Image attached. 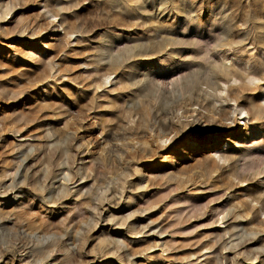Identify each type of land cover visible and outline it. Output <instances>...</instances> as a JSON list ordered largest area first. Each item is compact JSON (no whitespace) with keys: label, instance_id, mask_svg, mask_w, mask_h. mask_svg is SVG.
I'll return each mask as SVG.
<instances>
[{"label":"rangeland","instance_id":"374dc122","mask_svg":"<svg viewBox=\"0 0 264 264\" xmlns=\"http://www.w3.org/2000/svg\"><path fill=\"white\" fill-rule=\"evenodd\" d=\"M9 1L10 0H0V8L2 5L9 3ZM11 1L18 6V9L15 10L13 14L6 15L5 19H0V27L5 26L8 35L16 33L14 43L7 45L6 48L0 47L1 60L5 61V64L7 65H15L14 70H10L9 72L2 71L0 73V124H2L0 125V128H2V130L5 129L4 131L0 129V154H3L0 155V158L2 160L4 159L3 162L0 159V169L5 166L6 168L12 169L11 171L9 170L11 174L16 172L17 161H20L21 158H25V156L27 160L24 162L25 164L23 163L24 170L26 169V171H28V165L30 166V169L29 172H27L29 177L25 179L24 185L22 184L23 187L20 189V193H14V196L17 195V198L7 206V209H11L12 207V209H15L14 206H24L25 204L27 206L25 207L28 208L30 212L32 211L31 214L34 213V216L37 215L44 221L47 218L48 223L50 220L51 228L46 220V238H43L42 240V236L35 233L33 235L37 237L36 241L35 237L33 236V239L31 234V237L29 234L24 235L27 232H24V230H22L24 228L21 226H9L7 229L10 230L6 229L7 232L0 230V245L7 246L8 243L10 244H8V246L14 245L17 238V235L15 238V234H17V232H19L17 241L21 239L20 241H28V243L30 242L31 244L33 243L37 245L42 243L40 242L41 240L45 241L49 237L47 234H51V241H58V247L61 246L60 248L63 249L65 247L63 252L68 253V255L64 253L65 256H70L71 254L66 248L67 246L60 245L62 241L57 240V238H59L58 236L62 234L68 236V233H70L69 236L72 237L77 235L76 237H73L74 243L76 242L74 246L77 245L74 247L75 250L73 249V251L78 252V255L76 253L72 254L77 257L71 255L72 260L73 258H76L77 260V262L76 260H74L75 262L73 261L74 264H88L90 261L92 262L89 264H171L172 262V264H181L184 258L186 259L182 264L186 262H189V264H197L198 262L200 264H205L203 263V260L206 256L197 258V249H199L202 243L207 242L208 244L209 242V244L214 247L212 249L213 252L215 246L221 240L222 232L227 233L225 236V240L227 241H229L228 235L230 234L234 235V238L232 239L234 242L232 241V243L244 241L246 238V233H244V231L246 230L248 233V228L245 226L242 219L239 220V218H235L234 209L231 207H234L233 197L240 198L249 192H253L250 194V197L255 194V196H253L254 198L247 197V200H254L252 201L253 205L255 201L257 202V204L255 203L257 206L264 203V127L257 123V121H240V128L236 131H220L219 136L216 137V145L218 147L217 150H219V155L225 158L226 161L225 163H219L218 165L217 160L209 158L207 153V149L213 141L212 135H214L215 132L209 133V139H205L207 140V143L204 141V137L208 134L203 135V139H197V141H195V146L187 147L184 142L190 134L189 129H187L182 132V134L176 136L173 142L167 146L165 151H158V154L155 149L156 152L154 151L152 154H149L150 152L147 153L145 158L144 155L141 156L140 153H135L138 156L140 155L139 157L135 154L130 157L134 152L130 153L127 151L126 153L123 149L121 150L120 147L116 150V152L120 150V154L119 152L116 154L112 149L110 150V153L103 152L104 154H102L100 151H109V149L101 150L100 146H102L104 138L112 143L119 144L118 140H122L123 135L126 137L129 135L131 136L132 134L134 135V133L137 134L138 132V137L147 139V137H153L155 133H157V130L152 129L154 120H156V106H154L152 100H148L149 102L145 101L147 98L146 92L139 90L141 87L146 86V84L152 86L154 94L156 93L153 100L155 98L159 99L160 96H167V109L165 106L163 109L169 112H175L179 107L184 106L186 95L181 94L180 91L178 94H173L172 90L175 85H180L179 83L181 80L186 77V74H188V70L196 69L194 64L200 63L201 66L207 67L220 64L231 66L233 63L238 70L241 69V72L245 69V71H255V73L257 72L256 74H264V56L259 49L253 47L254 45L247 44L249 43V40L252 42V39L264 38V0H178L180 2L177 0H138L141 5L134 8V13H136L135 15L139 18L137 16H130V19L128 18V23L119 22L118 24L116 23L117 17L114 16V10L110 11L109 9H107L109 12L105 10L107 12L105 15L112 14V16L116 17L113 23L107 22L103 19L101 22L96 21L97 16L94 14H97L98 12L96 13L97 7L93 5L94 3L92 1H90V3L89 0H49V4L52 3L50 4V8L53 7L51 9H55L57 13L60 11L58 13L60 15H57L54 19L51 18L56 24H59V21L62 20L60 22L61 26L57 28V31H55L56 29L53 31L54 28L52 29L53 26L50 25L47 19L44 20V17L41 14L42 10L38 8L37 0ZM65 6H67L68 9ZM71 11L76 13V22H80L77 24L79 26V31L83 32V38L77 40V43H73L75 41L73 39L78 35L73 34L71 37V45H69L70 47H67V45H65L66 40L61 33H63V28H66L67 14ZM91 12H93V14ZM39 16H42V20ZM186 17L188 19H186ZM32 18L35 19V22L37 23L35 32H38L35 33L36 38L24 39V37L20 38V36H17L19 29L23 25L32 22ZM145 18L157 19V21H160V23H162L160 26L162 27H160L157 33L158 37H166L165 39L173 38V40L176 41V44L166 48L168 51H165L166 55H152V58L150 57L151 55H148L135 57L126 61L120 58L121 60L119 59L118 62H121L120 66H122V64L123 66L118 68L119 70L110 71V76L107 80L109 84L102 86L103 88L95 90L96 87L94 88V86L100 81L99 78L103 74L108 73L107 63L109 58L107 57L109 54L112 57H116L122 50L126 48L132 49L135 46L137 47L145 39L152 38L154 31L151 30L148 23L146 24L145 20H143ZM143 23L147 26H144ZM93 24H95V26ZM97 27L100 30L97 29ZM102 30L110 32L109 34L113 36L111 37L110 35H107L103 38L105 40L108 38L109 41L112 40V44L110 45L111 50L109 48L107 53L103 55L104 57L97 58L99 55L95 53H90V56L78 52V50H74L76 53L72 50V47L90 46L89 44L94 45L102 39V34L104 33ZM224 31L225 33H231L232 40L236 42V44H234L228 51H226L227 48H220L215 43L216 39L224 38ZM39 33L41 35H39ZM1 37H3L2 34L0 38ZM85 37L86 39H84ZM83 40L85 43L81 44V42L83 43ZM190 43L193 44L189 45ZM11 46H13L14 49ZM240 47L241 53L239 51ZM50 50L54 52H51ZM62 51L66 52V54ZM231 52L241 55V58L248 57V60L251 61L249 62L252 65L244 68V66L241 65V62L235 61L234 58H230V61H225L224 58L230 56L232 54ZM28 53L30 54L27 55ZM28 56L31 57L29 58ZM85 59L88 60L86 61ZM253 61L256 65L253 64ZM82 63L84 65H82ZM89 63H91L90 65L93 68L87 66ZM56 65H58V67H56ZM127 67L129 68L127 69ZM58 71L60 73L59 76H57L59 74H57ZM54 73L57 76L55 79ZM2 76L4 77L3 79L6 80L5 82L2 80ZM143 80L145 82L147 80L149 81L142 83ZM88 81L90 82L88 83ZM92 81L97 82L93 85L94 83ZM130 81H135L134 83L136 84L132 86ZM261 82L264 83V81ZM89 84L91 86H89ZM128 85L131 86L129 87ZM201 87L204 88V86ZM131 92L135 95L133 96ZM137 93L139 95L141 94L140 96L142 98L138 99L139 97ZM141 99L144 100L143 103L147 104L149 107L150 111L147 115L149 116L150 114V118L145 114L146 111L144 109L141 111V108L144 107V104L142 106L139 105ZM129 106L131 108L133 107L134 110L133 108L131 110ZM152 107H155L154 110ZM195 108L197 109V107ZM133 111H135L134 113H138V111L140 113L143 112L141 113V116L139 114L140 118L137 120L138 122L132 121ZM3 118L5 119L1 120ZM8 119L10 120L9 124L6 123L9 121ZM129 120H131V122ZM15 122L19 129L22 130L18 131V134L14 133L16 130H19L17 129L18 127L13 128L14 125H10ZM131 123H133V127L136 126L138 128V126H140L139 129L134 127L136 131L133 130ZM6 125H8L7 129ZM11 126L13 128L11 131H14L12 133L9 132ZM125 128H129V130L131 129L132 133H129L130 131L128 132V129ZM113 133H116V136H121L122 134V137H115ZM125 133H127V135H125ZM142 133L144 134L143 136L140 135ZM19 135H23L24 138L27 136V138L24 139ZM112 138L117 139V141H113ZM81 139L82 144H80ZM86 141L89 143V148L91 145L92 146L89 151L90 155L83 156L81 150L84 148L83 144L87 143ZM18 145H21V147H18ZM76 145H79V148H76L78 147ZM11 148H15V150ZM78 149L79 151H77ZM123 151L125 154L124 156L122 155V157L120 155ZM92 152L96 155L98 154L99 157L101 156L102 159L101 157L96 159L98 156L92 154ZM112 152H114L115 155H113L114 153ZM18 153L23 156L19 157L20 155ZM105 153L109 154L105 155ZM14 154L15 156L18 154V158L12 157ZM126 154L130 160L132 159L131 161L125 157ZM103 156L106 157L104 158ZM88 157L93 158L90 159ZM136 157L139 159H136V161L133 162V159L135 160ZM6 158L8 160L5 162ZM140 158L143 159L140 161ZM78 159L80 160L78 161ZM81 159L85 162H89L90 160L91 164L90 162L89 164L85 163V165L79 164ZM124 159L125 161H122ZM127 159L129 160L128 162H126ZM8 164L10 166L12 165L11 168L6 166ZM31 166L34 167L32 168ZM60 166L62 167L63 172L65 171L69 176V181L67 180V182L64 183H68L67 186L70 191H75L81 188V194H79L78 197V194L69 193L65 190H60V192H58V190L54 191L49 196L47 186L52 181L51 178L59 172L57 168ZM80 167L82 169L84 167V170ZM77 168L80 171L79 173ZM20 170L21 169L18 170L17 174L20 173ZM124 172L126 174L128 173L127 176ZM76 173H78V175ZM84 174L87 175L88 179H91V181L89 180L83 185L79 180V176H84ZM228 174L232 175V181L226 178V176L229 177ZM123 175L126 176L124 177L126 179L123 178ZM240 178H244L246 181L242 182L241 186H236V180ZM122 179L123 182L121 181ZM124 180H126L125 183ZM32 182L33 184H31ZM7 183H9V180ZM121 183L124 185V187L121 185L123 189H120ZM145 183L147 186L146 189L143 190L142 185ZM32 185H36L34 186L35 188ZM72 187L73 189L71 190ZM137 187L138 189H136ZM229 189L231 191H229ZM111 190H115L116 198L121 197V201H119L120 198L118 200L115 198V201H110L109 203L108 201L106 202V200H103L104 195L107 196ZM32 191L33 194L31 193ZM35 191L37 192L35 193ZM240 193L241 196H239ZM47 196L51 197V200L53 198L52 201H55L53 204L56 206L49 204L48 200H45V197ZM75 197L76 199H74ZM128 198L132 199L129 200ZM40 199L41 201H39ZM42 199L48 206L42 202ZM30 200L31 202H29ZM85 200H88L86 201L88 203L85 202V205L82 206V202ZM116 200L118 203H116ZM58 201L59 203H57ZM26 203L29 204L27 205ZM96 203L100 204V206ZM39 207H43L42 209L44 210ZM69 207L74 209L71 210ZM51 209H53L52 212H50ZM94 209L96 210L94 211ZM67 210H69V213L66 212ZM110 216H114V219L111 221L108 220L110 219ZM259 217L263 219L264 214H261ZM56 220L59 222V225L61 222L64 227L63 225H60V228L58 229L59 225L56 227L58 224ZM67 220L69 221L66 222ZM90 221L94 224H89ZM70 223H72L71 226ZM77 223H79V225H77ZM86 223L87 226H91L89 228L91 229V232L89 231V234L87 233L88 235L85 234L89 230L85 225ZM132 223L134 229L130 230L129 228ZM74 225L77 229H73ZM65 226H70V229L66 228L65 231ZM93 226L95 228H93ZM15 227L18 228L16 229ZM46 228H50L49 231H47L48 229L46 230ZM55 229L57 230L56 233H54ZM71 229H73L74 232L69 231ZM93 229L94 231H92ZM50 230L52 232H50ZM137 230L143 232L141 234H134ZM58 231L60 233H58ZM128 231H131V233ZM20 232H22V234ZM242 232L244 236L242 235ZM6 233H8V235ZM73 233L75 234L72 235ZM56 234L58 236H55ZM84 234L88 237H85ZM235 234L243 239H238V236L236 235L235 237ZM53 235L55 237L51 238ZM27 236L30 237L29 240H27ZM105 237L114 241L111 242L109 240L108 242L107 240V242H104L105 245H108V243L110 245H108L109 247H106L107 249L105 248L104 252H100L99 247L102 245L104 247L105 245H100L99 242L100 240L105 239ZM258 237L260 238L255 244L243 243L234 251H224L223 255L227 256V259L229 260L228 264H232V262L246 264L244 259L242 260V257L247 252L252 253L251 255L253 257H257L253 264H259L258 261H260L259 259L261 258H259L258 253L264 249V241L260 234ZM22 238H24V240L26 238V240L24 241ZM212 238H215V240H210ZM30 239H32V241ZM38 239L41 240L38 242ZM81 242L83 245L84 243L86 245L82 246ZM114 242H117L119 247L117 244L115 245ZM153 243H157L158 247L150 249L145 253L144 250L146 246H152ZM144 244L147 245L145 246ZM135 245L138 247H135ZM79 246L80 248L84 247V250L79 249ZM93 249H96L97 251L95 250L94 252ZM115 249H118V252L112 255L111 253H113L112 251ZM88 250H91L92 252H89ZM108 250L110 251L108 252ZM128 252L131 254L129 255ZM215 252H218V249H216ZM57 253L52 254L53 259L61 254L60 251ZM98 253L100 255H98ZM108 253L110 255H108ZM188 253L190 254L188 255ZM194 253L197 254L191 255ZM255 253L257 255L254 256ZM132 254L138 256L132 258ZM139 254H143V256H140ZM233 254L238 256H235L236 258H234ZM117 255L122 259H117L119 258ZM3 263L9 264V261H4ZM50 263L51 261H48V264Z\"/></svg>","mask_w":264,"mask_h":264},{"label":"bare ground","instance_id":"6f19581e","mask_svg":"<svg viewBox=\"0 0 264 264\" xmlns=\"http://www.w3.org/2000/svg\"><path fill=\"white\" fill-rule=\"evenodd\" d=\"M38 1V8L39 9H41L42 10V12H41V14H42V16L44 17V20L45 19H47L48 20V22L50 23V25H52L51 27H52V29H53V31L55 30V31H57V28H59V26H61V24H60V22L62 21H59V24H56V23H54V21L53 20H51V18L52 19H54L57 15H60V14H58L57 13V11L54 9H51V8H53V7H51L50 8V4H52V3H50L49 4V0H37ZM88 1V0H87ZM90 1H92L94 4V6H96L97 7V11H96V13L98 14H94L95 16H97L96 17V21H98V22H101V21H103V20H105V21H107V22H110V23H113L114 21H115V18H116V23L118 24L119 22H123V23H128L129 21H128V18L130 19V16H137V15H135L136 13H134V8L137 6H140L141 4L138 2V0H89V2ZM144 1V0H143ZM166 1V0H165ZM178 1V0H177ZM176 1V2H177ZM181 1V0H180ZM180 1H178V2H180ZM185 1V0H184ZM51 2V1H50ZM70 2V1H69ZM69 2H68V4H69ZM74 2V1H73ZM73 2H72V4H73ZM162 2V1H161ZM41 3H42V5H41ZM75 3V2H74ZM91 3V2H90ZM165 3V2H164ZM66 4V3H65ZM166 4V3H165ZM165 4H163V5H165ZM171 4V3H170ZM67 5V4H66ZM77 5V4H76ZM76 5H75V7H76ZM92 5V4H91ZM90 5V6H91ZM160 5V4H159ZM78 6H79V4H78ZM65 7H67V6H65ZM93 7V6H92ZM143 7V6H142ZM141 8V7H140ZM18 9V6L16 5V4H14L11 0L9 1V3H6L5 5H2L1 6V8H0V19L1 20H3V19H5V17H6V15H8V14H13L14 12H15V10H17ZM60 9V8H59ZM59 9H57V10H59ZM67 9H68V7H67ZM72 9V8H71ZM70 9V10H71ZM94 9V10H95ZM107 9H109L110 11H112V10H114V16H116V17H114V16H112V14H106L105 15V13H107V12H109V11H107ZM64 10V9H63ZM93 10V9H92ZM107 12H106V11ZM141 10V9H140ZM140 10H139V12H140ZM62 11V10H61ZM73 11V10H72ZM69 12L68 14H67V21H66V28H63L62 30H63V33H61V34H63V38L66 40V44L65 43H63V44H65V45H67V47H70L69 45H71L70 43H71V37H72V35L73 34H78L77 35V37L75 38V39H73V40H75L73 43H77V40H79V39H82L83 38V32H81V31H79V26H78V24L77 23H80V22H76V13H74V12ZM87 11V10H86ZM94 12V11H93ZM93 12H91L92 14H93ZM89 13V12H88ZM88 13H87V15H88ZM95 13V12H94ZM64 14V13H63ZM66 14V13H65ZM86 14V13H85ZM185 14V13H184ZM187 14V13H186ZM190 14V13H189ZM91 15V14H90ZM93 15V16H94ZM139 15V14H138ZM34 16V15H33ZM41 16V17H42ZM62 16V15H61ZM141 16V15H140ZM191 16V15H190ZM35 17V16H34ZM33 17V18H34ZM40 17V16H39ZM40 17V18H41ZM63 17H65V16H63ZM87 17V16H86ZM91 17H92V15H91ZM90 16H89V18H91ZM138 17V16H137ZM185 17V16H184ZM32 18V19H33ZM83 18V17H82ZM85 18V17H84ZM139 18V17H138ZM141 18V17H140ZM143 18V17H142ZM194 18V17H193ZM61 19H62V17H61ZM94 19V18H93ZM103 19V20H102ZM186 19H188L187 17H186ZM191 19V18H190ZM41 20H42V18H41ZM46 20V21H47ZM64 20V19H63ZM91 20H92V18H91ZM143 20H145V22H146V24L148 23V26L151 28V30H153L154 32H153V36H152V38H148V39H145L143 42H141L137 47L135 46V47H133L132 49H124V50H122L121 51V53L119 54V55H115L116 57H112L110 54H109V56L107 57V58H109L108 59V67H107V72L108 73H105V74H101L102 76L99 78V76H98V78H99V80L100 81H92L91 83L93 84V85H95V82H97L98 83V85H97V83H96V85L94 86V88H95V90H97V89H99V88H103L102 86H106L107 84H109V82L107 81L108 79H109V76H110V71H116V70H119L118 68H120V67H122L123 66V64H122V66H120V63L118 62V60L121 58L122 60H124V61H126V60H129V59H132V58H135V57H143V56H148V55H151L150 57L152 58V55H158V56H162L163 54H165L166 55V52L165 51H167L166 50V48L169 46H173V45H175L176 44V41L175 40H173V38L172 39H165V38H159L158 37V31H159V29H160V27H162V26H160V24L162 25V23H160V21H157V19L156 20H154V19H150V18H148V19H143ZM36 20L35 19H33V21L32 22H30V23H27V24H29V25H27V24H25V25H23L20 29H19V33H18V35L17 36H20V38H22V37H24V39L26 38H28V39H33V38H36L35 37V33L36 32H38V31H36L35 32V30H36V28H37V23L35 22ZM38 21V20H37ZM27 22H29V21H27ZM92 22V21H91ZM94 22V21H93ZM65 23V22H64ZM104 23V22H103ZM189 23H190V21H189ZM45 24V23H44ZM54 24H56V25H54ZM144 24V23H143ZM146 24H144V26L146 25ZM47 25V24H46ZM94 26H95V24H93ZM108 25V24H107ZM147 26V25H146ZM173 26V25H172ZM20 27V26H19ZM110 27V26H109ZM83 28V27H82ZM39 29H40V27H39ZM97 29H99L98 27H97ZM113 29V28H112ZM111 29V30H112ZM124 29V28H123ZM170 29H172V28H170ZM18 30V29H17ZM81 30V29H80ZM84 30H86V29H84ZM100 30V29H99ZM102 31H104V33L102 34L103 35V37H102V39H100L97 43H95L94 45L92 44H89L90 46H80L81 44H84L85 42H84V40H83V43L81 42V44L80 45H78V46H80V47H75V48H73L72 46V50L74 51V50H78V52H82V53H84V54H88V55H90V53L92 54V53H95V54H97V55H99L97 58H100V57H102L103 55H105L106 53H107V51L109 50V48H110V45L112 44L111 43V41H109V39L107 40H105V39H103L105 36H109L110 34V32H108V31H105V30H102ZM115 31V30H114ZM123 31V30H122ZM120 32V31H119ZM13 33V32H12ZM86 33V32H85ZM89 33V32H88ZM114 33V32H113ZM122 33V32H121ZM149 33V32H148ZM223 33H225V31L223 32ZM222 33V34H223ZM1 34L3 35V37H1L0 38V47H7V45H11L12 43H14L15 42V34L16 33H13L12 35H8V32H7V29L5 28V26L4 27H0V36H1ZM98 34V33H97ZM38 35V34H37ZM39 35H41L40 33H39ZM101 35V34H100ZM113 35V34H112ZM224 36V38L223 39H216L215 40V43H216V45L217 46H219L220 48L221 47H223V48H227L226 49V51H228V50H230L231 48H232V46L234 45V44H236V42L235 41H233L232 40V37H231V33H225V34H223ZM62 36V35H61ZM87 36V35H86ZM95 36V35H94ZM93 36V37H94ZM111 36V35H110ZM37 37H39V36H37ZM96 37V36H95ZM111 37H113V36H111ZM143 37V36H142ZM62 38V37H61ZM92 38V37H91ZM100 38V37H99ZM146 38V37H145ZM55 39V38H54ZM84 39H86V37L84 38ZM87 39H88V37H87ZM112 39V38H111ZM57 40H60V39H57ZM56 40V41H57ZM72 40V41H73ZM96 40H98V39H96ZM61 41H63V40H61ZM94 41V40H93ZM180 41V40H179ZM59 43V42H58ZM72 43V44H73ZM94 43V42H93ZM178 43V42H177ZM214 43V44H215ZM39 44H40V42H39ZM79 44V43H78ZM193 43H190L189 45H192ZM247 44H249V45H254L253 47L254 48H257V49H259L260 50V52H261V54L264 56V38H257V39H252V42L249 40V43H247ZM45 45V44H44ZM85 45H87V44H85ZM181 45V44H180ZM188 45V46H189ZM237 45H239V44H237ZM50 46V45H49ZM52 46V45H51ZM185 46V45H184ZM187 46V47H188ZM12 48H13V46H11ZM48 47V46H47ZM66 48V47H65ZM242 48H244V47H242ZM11 49V48H10ZM14 49V48H13ZM12 49V50H13ZM47 49V48H46ZM123 49V48H122ZM171 49V48H170ZM235 49V48H234ZM240 49H241V47L239 48V51H240ZM110 50H111V48H110ZM51 51V50H50ZM172 51V50H171ZM223 51V50H222ZM51 52H54V51H51ZM63 52V51H62ZM75 52V51H74ZM168 52V51H167ZM170 52V51H169ZM15 53V52H14ZM63 53H65L66 54V52H63ZM63 53H61V54H63ZM73 53V52H72ZM76 53V52H75ZM74 53V54H75ZM172 53V52H171ZM232 54L230 55V56H228V57H226V58H224L225 59V61H230V58H234L235 59V61H240L241 62V65L242 66H244V68L245 67H249L250 65H252L250 62V60H248L249 58L248 57H246V58H241V55H237V54H235L234 52H231ZM240 53H241V51H240ZM30 53H28L27 55H29ZM54 54V53H53ZM78 54V53H77ZM76 54V55H77ZM84 54H81V55H84ZM94 54V55H95ZM169 54V53H168ZM239 54V53H238ZM32 55V54H31ZM68 55V54H67ZM80 55V56H81ZM261 55V56H262ZM7 56V55H6ZM5 56V57H6ZM60 56V55H59ZM63 56V55H62ZM66 56V55H65ZM64 56V57H65ZM70 56V55H69ZM79 56V55H78ZM86 56V55H85ZM91 56V55H90ZM96 56V55H95ZM169 56V55H168ZM9 57V56H8ZM29 58L31 57V56H28ZM32 57H33V55H32ZM72 57V56H71ZM88 57V56H87ZM104 57V56H103ZM75 58H76V56H75ZM81 58H82V56H81ZM86 58V57H85ZM89 58V57H88ZM156 58V57H155ZM64 59H66V58H64ZM74 59V58H73ZM120 59V60H121ZM14 60V59H13ZM84 60V59H83ZM86 60V59H85ZM88 60V59H87ZM86 60V61H87ZM136 60V59H135ZM46 61H48V60H46ZM80 61V60H79ZM250 61V62H249ZM59 62V61H58ZM57 62V63H58ZM254 62V61H253ZM87 63V62H86ZM92 63V62H91ZM91 63H89V65H87V64H85V65H87V66H91L90 64ZM46 64V63H45ZM53 64H54V62H53ZM59 64H60V62H59ZM253 64H255V62L253 63ZM47 65V64H46ZM50 65V64H49ZM48 65V66H49ZM82 65H84L83 63H82ZM256 65V64H255ZM61 66V65H60ZM79 66V65H78ZM194 66H196V69H192V70H188V74H186V77L185 78H181L180 80H181V82L179 83L180 85H178V86H176L175 85V87L173 88V90H172V92H173V94L174 93H176V94H178V92L180 91V93L181 94H183V95H186L185 96V104H184V106H182V107H179L175 112L174 111H172V112H169V111H166L165 109H163L164 108V106H165V108H166V104H168V102H167V96L166 97H159V99H154L153 100V98H154V95L156 94H154V89H153V87L152 86H150V85H147L146 84V86H143V87H141V89H139V90H142V91H144V92H146V100L145 101H147V102H149V101H153L154 102V106H156V108H155V110H156V120H154V125H152L153 127H152V129H155V130H157V133H155V135L153 136V137H147V139H143V138H140V137H138L137 136V134H138V132H137V134L136 133H134V135L132 134L131 136L129 135V136H126V137H124V135H123V139L122 140H118L119 141V144H117V143H112L111 141H109V140H107V139H105L104 138V142L102 141V146H100L101 148V150H108L109 149V151H100V149H99V151L100 152H102V154H104L103 152H111L110 150L112 149V151L114 150V152H116V150L118 149V147H120L121 148V150L123 149L126 153H127V151L128 152H134L133 153V155H128V156H130V157H132V156H134V154L135 153H140L141 154V156L142 155H144V158H145V155L147 154V153H149V154H152V152L154 153V151H155V149H156V151L158 152V151H160V152H162V151H165V149L167 148V146L171 143V142H173V140L175 139V137L176 136H178L179 134H182V132H184V131H186L187 129H189V132H190V134H189V137L184 141L185 142V145L187 146V147H192V146H195L196 144H195V141H197V139H203V135H206V134H208L206 137H204V141L206 142L207 140H205V139H209V133L210 132H215V134L214 135H212V139H213V141L210 143V146L208 147V149H207V153H208V156H209V158H214L215 160H217V165L220 163H225V158H223V157H221L220 155H219V150H217V145H216V137L217 136H219V134H220V131L221 130H234V131H236L238 128H240V121H257V123H259L262 127H264V83H262L261 81H264V74L262 73V74H260V73H258V74H256L255 73V71H245V69H243L244 71H242L241 72V69H239L238 70V68H236V66H235V64H233L232 63V65L230 66V65H228V66H226L225 64H220V65H215V66H207V67H203V66H201L200 65V63L199 64H194ZM47 67V66H46ZM56 67H58V65H56ZM55 67V68H56ZM92 67V66H91ZM106 67V66H105ZM14 68H15V65H7V64H5V61H3V60H1V58H0V73L2 72V71H6V72H9L10 70H14ZM48 68V67H47ZM61 68V67H60ZM93 68V67H92ZM129 67H127V69H128ZM188 68H190V67H188ZM57 70H58V68H57ZM56 71V70H55ZM60 71H62V70H60ZM53 72H54V70H53ZM260 72V71H259ZM59 73V71L57 72V74ZM6 74V73H5ZM49 74H50V72H49ZM55 74V73H54ZM125 74V73H124ZM3 75V74H2ZM8 75V74H7ZM60 75V73L57 75V76H59ZM126 75V74H125ZM130 75H131V73H130ZM51 76V75H50ZM54 76V75H53ZM52 76V77H53ZM55 76H56V74H55ZM54 76V79L55 78H57V76L55 77ZM128 76V75H127ZM8 77V76H7ZM16 77V76H15ZM17 77H18V75H17ZM20 77V76H19ZM0 78H1V76H0ZM4 77L2 76V80H4L3 79ZM130 78V77H129ZM133 78V77H132ZM17 79H19V78H17ZM127 79H128V77H127ZM131 79V78H130ZM144 79V78H143ZM11 80V79H10ZM98 80V79H97ZM132 80V79H131ZM144 80H146V79H144ZM143 80V82L142 83H144L145 81ZM1 81V80H0ZM6 80H4V82H5ZM8 81V80H7ZM91 81V80H90ZM90 81H88V83L90 82ZM127 81V80H126ZM140 81V80H139ZM147 81H149V80H147ZM146 81V82H147ZM3 82V81H2ZM111 82V81H110ZM128 82H129V80H128ZM131 82V85L133 86V85H135L136 83H134L133 81H130ZM145 82V83H146ZM7 83V82H6ZM19 83V82H18ZM13 84V83H12ZM130 84V83H129ZM7 85V84H6ZM35 85V84H34ZM130 85V86H131ZM8 86V85H7ZM13 86V85H12ZM12 86H11V88H12ZM89 86H91L90 84H89ZM129 86V85H128ZM129 86V87H130ZM201 86H204V88H202ZM16 87V86H15ZM15 87H13V88H15ZM18 87V86H17ZM22 88V87H21ZM137 88V87H136ZM10 89V88H9ZM18 89V88H17ZM12 90V89H11ZM21 90V89H20ZM14 91H16V90H14ZM21 92V91H20ZM15 93V92H14ZM142 93V92H141ZM12 94H13V92H12ZM11 94V95H12ZM18 94V93H17ZM21 94V93H20ZM25 94V93H24ZM131 94L133 95V93L131 92ZM138 94V93H137ZM124 95V94H123ZM135 95V94H134ZM133 95V96H134ZM141 95V94H140ZM139 94H138V99H140V98H142L141 96H140ZM144 95V94H143ZM19 96V95H18ZM133 96H131V97H133ZM125 97H127V96H125ZM136 97V96H135ZM157 97V96H156ZM27 98V97H26ZM144 98V99H145ZM169 98V97H168ZM149 100V101H148ZM169 100V99H168ZM143 101L144 100H140V103H139V105L140 106H142L144 103H143ZM146 102V103H147ZM134 104V103H133ZM133 104H130V105H133ZM150 104H153V103H150ZM130 107V106H129ZM128 107V108H129ZM168 107V106H167ZM195 107H197V109L195 108ZM133 108V107H132ZM132 108L130 107V109L132 110ZM141 108V107H140ZM153 108V107H152ZM152 108H151V112H152ZM154 108H153V110H154ZM145 110L146 111V113H145V111H144V113L147 115V113L150 111L149 110V107L147 106V104H144V107H142L141 108V111L142 110ZM167 109V108H166ZM182 109V110H181ZM133 110H134V108H133ZM136 110V109H135ZM169 110V109H168ZM181 110V111H180ZM131 112V111H130ZM135 111H133V115H132V118H133V120L132 121H137L140 117H139V114H140V116L142 115L141 113H143V112H139L138 111V113L136 112V113H134ZM148 116V115H147ZM149 116H150V114H149ZM148 116V118H150ZM159 118V119H158ZM5 118H3V119H1V120H4ZM7 119V118H6ZM155 119V118H154ZM9 120V119H8ZM180 120H182V121H180ZM130 122H131V120H129ZM140 121V120H139ZM151 121V120H150ZM2 122H4V121H2ZM13 122V121H12ZM138 122V121H137ZM6 123H10V120L8 121V122H6ZM17 125V123L15 122L14 124H10V125H14V126H16ZM130 124V123H129ZM133 123H131V126L133 127V125H132ZM140 124V123H139ZM0 125H2V124H0ZM4 125V124H3ZM20 125V124H19ZM13 126V128H17L18 127V125L16 126V127H14ZM130 126V125H129ZM128 126V127H129ZM138 126V125H137ZM243 126H244V124H243ZM4 127V126H3ZM7 127H8V125H6V129H7ZM21 127V126H20ZM132 127H131V129H132ZM134 127H136V126H134ZM134 127H133V130H135L136 131V129H134ZM139 127L140 126H138V128L137 129H139ZM5 128V127H4ZM12 128V126L10 127V130H9V132L10 133H12V132H14V131H11V130H13V128ZM1 130H2V128H0ZM9 129V128H8ZM17 129H19V127L17 128ZM125 129H128V132L129 133H132V130L130 129L129 130V128H125ZM124 129V130H125ZM5 129H3L2 131H4ZM21 129H19V130H16V132H14V133H17L18 131H20ZM22 131V130H21ZM127 131V130H126ZM7 132V131H6ZM87 132V131H86ZM4 133V132H3ZM20 133V132H19ZM18 134V133H17ZM86 134V133H85ZM114 134V133H113ZM113 134H112V136H113ZM135 134H136V136L138 137H136L135 136ZM1 135V134H0ZM115 135V137H118V138H121L122 137V134H121V136H116V133L114 134ZM117 135H119V134H117ZM125 135H127V133H125ZM140 135H144L143 133L142 134H140ZM20 137H23L24 138V136L22 135H19ZM83 136V135H82ZM81 136V137H82ZM112 136H110V137H112ZM80 137V136H79ZM170 137H172V138H170ZM27 138V136H25V138L24 139H26ZM140 138V139H139ZM144 138H146V137H144ZM20 139V138H19ZM77 139V138H76ZM83 139V138H82ZM82 139H81V143L80 144H82ZM103 139V138H102ZM22 140V139H21ZM80 140V139H79ZM90 140V139H89ZM89 140H88V142H89ZM111 140V139H110ZM112 140L114 141H117V139H113L112 138ZM80 142V141H79ZM87 142V141H86ZM85 143V142H83V143H85V144H83L84 145V148H83V150H81L82 149V147H81V153L83 154V156H86V155H90V153H89V151H90V148H91V146H90V148H89V143ZM92 143V142H91ZM207 143V142H206ZM100 145V144H99ZM209 145V144H208ZM23 146V145H22ZM76 146H78V147H76V148H79V145H76ZM82 146V145H81ZM97 146V145H96ZM18 147H21V145H18ZM16 148V147H15ZM15 148H11V149H13V150H15ZM93 148H94V146H93ZM18 149V148H17ZM10 150V149H9ZM19 150V149H18ZM92 150V149H91ZM97 150V149H96ZM6 151H8V150H6ZM77 151H79V149L77 150ZM93 151V150H92ZM120 151V150H119ZM118 151V152H119ZM122 152V154L120 155V156H124V154H125V152ZM155 151V152H156ZM16 152V151H15ZM98 152V151H97ZM114 152H112V153H114ZM118 152H116V154L118 153ZM29 153V152H28ZM81 153H79V154H81ZM108 153V154H109ZM121 152H119V154H120ZM4 154H7V153H4ZM11 154V153H10ZM13 154V153H12ZM16 154V153H15ZM15 154L12 156V157H15V158H18L17 156H19L18 154L15 156ZM77 154V153H76ZM75 154V155H76ZM92 154H94L93 152H92ZM101 154V153H100ZM99 154V155H100ZM107 153H105V155H106ZM107 154V155H108ZM129 154V153H128ZM157 154V153H156ZM155 154V155H156ZM158 154H159V152H158ZM0 155H3V154H0ZM25 155H28V154H25ZM24 155V156H25ZM94 155H96V154H94ZM113 155H115V153L113 154ZM135 155H137V154H135ZM154 155V154H153ZM9 156V155H8ZM21 156H23L22 154L19 156V157H21ZM77 156V155H76ZM96 156H98V154L96 155ZM110 156V155H109ZM119 156V157H120ZM122 156V157H123ZM138 156V155H137ZM140 156V155H139ZM138 156V157H139ZM150 156V155H149ZM161 156V155H160ZM1 157V156H0ZM11 157V158H12ZM101 157V156H100ZM99 156L96 158V159H98V158H100ZM104 158L106 157V156H103ZM118 157V158H119ZM125 157H127V154H126V156ZM147 157H148V155H147ZM146 157V158H147ZM28 158H30V157H28ZM80 158V157H79ZM86 158V157H85ZM88 158H90V157H88ZM91 158H93V157H91ZM90 158V159H91ZM128 158V157H127ZM149 158V157H148ZM147 158V159H148ZM171 158V157H170ZM1 159V158H0ZM14 159V158H13ZM101 159H102V157H101ZM101 159H100V161H101ZM121 159V158H120ZM126 159V158H125ZM125 159L124 160H122V161H125ZM129 159V158H128ZM127 159V161L126 162H128L129 160ZM136 159H137V157L135 158V160L133 159V162L134 161H136ZM139 159V158H138ZM137 159V160H138ZM141 159H143V158H140V161H141ZM150 159V158H149ZM173 159V158H172ZM171 159V160H172ZM232 159V158H231ZM2 160V159H1ZM4 160V159H3ZM3 160H2V162H3ZM6 160H8L7 158L5 159V162H6ZM11 160V159H10ZM27 159H26V156H25V158H21L20 159V161L18 160L17 162H18V164H17V166H16V168H17V171L16 172H14V173H12L11 174V172H9V170L11 171L12 169H9V168H6L5 166L4 167H1V169H0V230H2V231H4V232H7V230H10V229H7V227H9V226H13V225H15V226H21L22 228H24V229H22V230H24V232L26 231L27 233H25L24 235H26V234H29V236L31 237V235H32V238H33V236L35 237V240H36V236L35 235H33V234H35V233H38V234H40L42 237H41V239L43 240V238H46L45 236H46V233H45V226H46V224H45V221L47 220V218H46V220L44 221V220H42L41 218H39V216H34V213H32L31 214V212H30V210H28V208H26L27 206L24 204V206L23 205H21V206H17L16 204V206H14L15 207V209H7V206H9V204L10 203H12V202H14V199H16L17 198V195H15L14 196V193H20V189L23 187V185H24V183H25V179L26 178H28L29 176L27 175V172H29V169H30V166L28 165V167H27V169H28V171H26V169L24 170V165H23V163L26 161ZM80 159H78V161H79ZM93 160H95V159H93ZM92 160V161H93ZM132 160V159H131ZM130 160V161H131ZM145 160V159H144ZM163 160V159H162ZM13 161H15V160H13ZM13 161H11V162H13ZM87 161V160H86ZM96 161V160H95ZM4 162V163H5ZM16 162V161H15ZM15 162H13V163H15ZM16 162V163H17ZM89 162H90V160H89ZM89 162L87 161V162H85V161H83L82 159H81V161H80V163L79 164H84L85 165V163H88L89 164ZM67 163V162H66ZM78 163V162H77ZM124 163V162H123ZM123 163H122V165H123ZM132 163V162H131ZM1 164V163H0ZM25 164V163H24ZM90 164H91V162H90ZM124 165H126V164H124ZM128 165H129V163H128ZM1 166H3V165H1ZM7 167L9 166L10 168H11V166L8 164V165H6ZM32 167V166H31ZM34 167V166H33ZM32 167V168H33ZM88 167H89V165H88ZM81 168V167H80ZM126 168V167H125ZM19 169H21L20 170V173H18L17 174V172H18V170ZM58 169V171L59 172H55L56 174H55V176H53V178H51V182H50V184L47 186V188H48V194H49V196H50V194H52L54 191H57L58 190V192H60V190H65L66 192H69V193H76V195H77V197L79 196V194H81V188H77L78 190H75V191H70V189L68 188V186H67V184L66 183H64V182H67V180H68V175H67V173L65 172H63V170H62V167L60 166L59 168H57ZM82 169V168H81ZM23 170H24V172H23ZM77 170H78V168H77ZM82 170H84V167H83V169ZM90 170H92V169H90ZM126 170V169H125ZM26 172V173H25ZM80 171L78 170V173H79ZM78 173H76L77 175H78ZM36 174V173H35ZM81 174V173H80ZM79 174V175H80ZM124 174L127 176V174L124 172ZM230 174V173H229ZM228 174V176L229 177H227L226 176V178H228L229 180H231V177H232V175H229ZM32 175V174H31ZM44 175V174H43ZM54 175V174H53ZM126 176H124L123 175V178L124 177H126ZM80 178H79V180L81 181V184H85L87 181H91V179H88V177H87V175H85L84 174V176H79ZM264 177V176H263ZM32 178V177H31ZM78 178V177H77ZM20 179H22V180H20ZM124 179H126V178H124ZM141 179V178H140ZM227 179V180H228ZM236 179V178H235ZM9 180V183H7V181ZM42 180V179H41ZM78 180V181H79ZM234 180V179H233ZM248 180V179H247ZM69 181V180H68ZM74 181V180H73ZM122 182H123V179L121 180ZM120 181V182H121ZM125 181L126 180H124V183H125ZM143 181V180H142ZM232 181V180H231ZM231 181H230V183H231ZM246 181V179H244V178H240V179H238V180H236V186H241V183L242 182H245ZM28 182V181H27ZM225 182H226V180H225ZM29 183V182H28ZM28 183H26V184H28ZM79 183V182H78ZM140 183V182H139ZM144 183V182H143ZM146 183H148V182H146ZM145 183V184H146ZM232 183H234V182H232ZM23 184V185H22ZM31 184H33V182L31 183ZM37 184V183H36ZM39 184V183H38ZM41 184V183H40ZM91 184V183H90ZM89 184V185H90ZM119 184V183H118ZM138 184V183H137ZM142 185V188H143V190H145L146 189V186H147V184L146 185ZM240 184V185H239ZM121 185H122V187H124V185H123V183H121L120 184V187H121ZM233 185H235V184H233ZM31 186V185H30ZM33 186V185H32ZM34 186H36V185H34ZM33 186V187H34ZM72 186V185H71ZM70 186V187H71ZM139 186H140V184H139ZM138 186V187H139ZM258 186V185H257ZM260 186V185H259ZM42 187V186H41ZM120 188V189H123V188ZM138 187L136 188V189H138ZM27 188V187H26ZM35 188V187H34ZM85 188V187H84ZM254 188V187H253ZM73 189V187L71 188V190ZM75 189V188H74ZM252 189V188H251ZM45 190V189H44ZM226 190V189H225ZM225 190H223V191H225ZM228 190V189H227ZM19 191V192H18ZM80 191V192H79ZM229 191H231L230 189H229ZM253 191V190H252ZM27 192V191H26ZM37 191H35V193H36ZM32 194H33V191L31 192ZM41 193V192H40ZM47 193V192H46ZM57 193V192H56ZM55 193V194H56ZM105 193H106V191H105ZM228 193V192H227ZM251 193H253V192H251ZM250 192L249 193H247L246 195L244 194V196H242V197H240V198H234L233 197V200H234V207H231V208H233L234 209V216H235V218H239V220L240 219H242L243 220V222H244V224H245V226L248 228V233H247V231L245 232L244 231V233H246L245 235H246V238L244 239V241H242V242H236V243H232V239L234 238V235L233 234H230V235H228V239H229V241H227V240H225V236H226V232H222L223 234H222V236H221V242L219 241V243H217V245L215 246V250L216 249H218V252H215V250L212 252V249L214 248L213 246H211L210 244H209V242H208V244H207V242L205 243L204 241V243H202L201 245H200V247H199V249H197L198 251H197V253H198V257L197 258H200V257H203V256H206V257H204L205 259L203 260V263H205V264H228L229 263V260L227 259V256H225V255H223V252L224 251H228V252H231V251H234L236 248H238V247H240L243 243L245 244V243H247V244H255L258 240H259V238L260 237H258V235L260 234L261 236H262V240L264 241V218L263 219H261L259 216L261 215V214H264V203H261L260 205H255V203L257 204V202L255 201V203H254V205L252 204L253 202L252 201H254L253 199H249V200H247V197L249 196V198H251V197H253V196H255V194L252 196L251 195V197H250V194H251ZM257 193V192H256ZM44 194V193H43ZM242 194V195H243ZM37 195V194H36ZM39 195V194H38ZM58 195V194H57ZM56 195V196H57ZM75 195V196H76ZM230 195H231V193H230ZM32 196V195H31ZM46 196V195H45ZM49 196H47V197H45V198H43V199H45V200H48V202H49V204H53V203H55V201H52L53 200V198H52V200H51V197H49ZM70 196V195H69ZM81 196V195H80ZM239 196H241V193H240V195ZM33 197V196H32ZM23 198V197H22ZM28 198V197H27ZM35 198V197H34ZM39 198V197H38ZM115 198H116V194H115V190H111L110 191V193L107 195V196H105L104 195V198H103V200H106V202L108 201V203L110 202V201H115ZM120 198V199H119ZM117 197L116 199L118 200L119 199V201H121V197ZM230 198V197H229ZM232 198V197H231ZM254 198V197H253ZM30 199V198H29ZM43 199H42V202H43ZM55 199V198H54ZM74 199H76V197L74 198ZM73 199V200H74ZM129 199V198H128ZM132 198H130L129 200H131ZM26 200V199H25ZM35 200V199H34ZM62 200V199H61ZM67 200V199H66ZM116 200V201H117ZM39 201H41V199L39 200ZM60 201V200H59ZM59 201L57 202V203H59ZM86 201H88V200H85L84 202H82L83 203V205L82 206H84L85 205V202ZM262 201V200H261ZM29 202H31V200L29 201ZM47 202V203H48ZM81 202V201H80ZM232 202V201H231ZM259 202V201H258ZM39 203V202H38ZM44 203V202H43ZM73 203H74V201H73ZM77 203V202H76ZM81 203V204H82ZM86 203H88V202H86ZM116 203H118V201L116 202ZM17 204H19V203H17ZM27 204V203H26ZM29 204V203H28ZM27 204V205H28ZM45 204V203H44ZM97 204V203H96ZM95 204V205H96ZM259 204V203H258ZM46 205V204H45ZM53 205H55V204H53ZM63 205V204H62ZM65 205V204H64ZM76 205V204H75ZM98 206H100V204H97ZM26 206V207H25ZM46 206H48V205H46ZM50 206V205H49ZM56 206V205H55ZM60 206V205H59ZM67 206V205H66ZM72 206V205H71ZM81 206V207H82ZM97 206V207H98ZM75 207V206H74ZM97 207H94V208H97ZM31 208V207H30ZM29 208V209H30ZM40 208V207H39ZM43 208V207H42ZM42 208H40V209H42ZM70 208V207H69ZM76 208V207H75ZM98 208H100V207H98ZM61 209V208H60ZM71 209V208H70ZM72 209H74V208H72ZM71 209V210H72ZM15 210V211H14ZM42 210H44V209H42ZM66 210V209H65ZM93 210V209H92ZM96 209H94V211H95ZM53 211V209H51L50 210V212H52ZM64 211V210H63ZM69 210H67L66 212L67 213H69L68 212ZM30 212V213H29ZM40 212V211H39ZM46 212V211H45ZM61 212V211H60ZM65 212V213H66ZM90 214V213H89ZM42 215V214H41ZM44 215V214H43ZM57 215V214H56ZM62 215V214H61ZM64 216V215H63ZM63 216H61V217H63ZM46 217V216H45ZM44 217V218H45ZM60 217V218H61ZM227 217V216H226ZM225 217V218H226ZM59 218V217H58ZM64 218V217H63ZM110 219H108V220H113L114 219V216H110L109 217ZM228 218V217H227ZM70 219V218H69ZM234 219V218H233ZM58 220V219H57ZM57 220H56V222H57ZM66 220V219H65ZM88 220H90V219H88ZM61 221L63 222V220L61 219ZM69 220H67L66 222H68ZM235 221V220H234ZM56 222H54V223H56ZM65 222V223H66ZM93 222H94V220H93ZM92 222V223H93ZM47 223H48V220H47ZM58 223V224H57ZM56 224V227L59 225V222H57ZM64 223V222H63ZM91 223V221L89 222V224ZM91 223V224H92ZM95 223V222H94ZM93 223V224H94ZM220 223V222H219ZM240 223V222H239ZM50 224V220H49V223H48V225ZM53 224V223H52ZM71 224L72 223H70V226H71ZM241 224V223H240ZM48 225H47V227H48ZM60 225H63V224H61V222H60ZM60 225H59V227H58V229L60 228ZM68 225V224H67ZM77 225H79V223H77ZM76 225V226H77ZM86 226H87V223L85 224ZM131 225V224H130ZM51 226V224L49 225V227ZM55 226V225H54ZM53 226V227H54ZM69 226V227H70ZM133 226V223H132V225H131V227L129 228L130 230H133L134 228L132 227ZM146 226V225H145ZM55 227V228H56ZM62 227V226H61ZM63 227H64V225H63ZM62 227V228H63ZM69 227H67V226H65V231H66V228H68V229H70ZM73 227V226H72ZM78 227V226H77ZM88 227V229L91 227V226H87ZM16 229L18 228V227H15ZM51 228V227H50ZM50 228H46V230L47 231H49V229ZM93 228H95L94 226H93ZM132 228V229H131ZM141 228V227H140ZM144 228V227H143ZM147 228V227H146ZM152 228V227H151ZM245 228V227H244ZM247 228H245V229H247ZM7 229V230H6ZM15 229V230H16ZM73 229H77V228H75V225H74V227H73ZM73 229H71V230H69V231H73L74 232V230ZM150 229V228H149ZM51 230H53V229H51ZM50 230V232H52ZM91 229H89L85 234H87L89 231H90ZM136 230V229H135ZM140 230V229H139ZM139 230H137V231H135V233L134 234H141L143 231H139ZM142 230H144V229H142ZM18 231H20V230H18ZM55 231V232H54ZM53 232L54 233H56L57 232V230L55 229ZM60 231V230H59ZM58 231V233H60ZM64 231V232H65ZM76 231V230H75ZM92 231H94V229L92 230ZM1 232V231H0ZM10 232V231H9ZM49 232V233H50ZM91 232V231H90ZM128 232H130L131 233V231H128ZM16 233V232H15ZM18 233L19 232H17V234H15V238H16V235H17V238H18ZM21 234H22V232H20ZM48 233V232H47ZM53 233V234H54ZM57 233V234H58ZM133 233V232H132ZM7 235H8V233H6ZM10 234V233H9ZM20 234V235H21ZM31 234V235H30ZM38 234H37V236H38ZM55 235V236H58V235ZM69 234L70 233H68V236L66 235L65 236V234L63 235H60V236H58L59 238H57V240H61L62 242H61V244L60 245H62V246H67L66 248H67V251H69V253L73 256V254L72 253H78V252H74L73 251V249H74V247L75 246H77V245H75L74 246V244L76 243H74V236L76 237L77 235H74L75 233H73L72 235H74L73 237L72 236H69ZM84 234V235H85ZM89 234V233H88ZM87 234V235H88ZM94 234V233H93ZM241 234V233H240ZM239 234V235H240ZM24 235H22L23 237H25ZM50 235L51 234H47V236H49L45 241H42L41 239H38V242H39V240H41L40 242H42L41 244H39V245H37V244H31L30 242L28 243V241H26V242H23V241H20L19 239V241H17V238H16V240H15V243H14V245H12V246H8V244L7 243H1V244H7V246H3V245H0V263H3L4 261H9V264H14V262H15V264H48V261L50 262L51 261V263L52 264H74V260H76V258H73V260H72V257H71V255L70 256H65V254L64 253H66V252H63V250L65 249V247H64V249L63 248H60V247H58V241H51L52 239H50ZM87 235H85V237L87 236ZM236 235L237 234H235V237H236ZM242 235L244 236V234H243V232H242ZM241 235V236H242ZM21 236V237H22ZM29 236H27L28 238H27V240H29ZM54 235L53 236H51V238H53V237H55ZM238 236V235H237ZM88 237V236H87ZM217 237V236H216ZM39 238V237H38ZM55 238V239H56ZM79 238V237H78ZM90 238V237H89ZM99 238V237H98ZM238 239H241V237H237ZM23 240H24V238H22ZM34 239V238H33ZM49 239V240H48ZM55 239H53V240H55ZM215 240V238H212V239H210V240ZM237 239V240H238ZM243 239V238H242ZM241 239V240H242ZM25 240H26V238H25ZM24 240V241H25ZM31 241H32V239H30ZM75 240H76V238H75ZM107 240H108V242H109V238H106L105 237V239H102V240H100V245L101 244H104L105 245V243L104 242H107ZM209 240V241H210ZM213 240V241H214ZM37 241V240H36ZM111 241V240H110ZM114 241V240H113ZM113 241H111V242H113ZM149 241V240H148ZM147 241V242H148ZM82 242H83V240H82ZM81 242V244H82V246H85L86 244V241H85V243H84V245H83V243ZM145 242V241H144ZM150 242V241H149ZM234 242V241H233ZM60 243V242H59ZM211 243V242H210ZM12 244V243H11ZM113 244V243H112ZM114 244L116 245H118V243L116 242H114ZM150 244H151V242H150ZM154 244V245H153ZM152 244V246H146L145 244V246H146V248H145V250H144V252L146 253V252H148L150 249H154V248H156V247H158V245H157V243H153ZM10 245V244H9ZM57 245V246H56ZM108 245H110L109 243H108ZM107 244L103 247V245L101 246V247H99V251L100 252H104L105 251V248L106 247H109ZM210 245V246H209ZM68 246H71V247H68ZM137 245H135V247H136ZM144 246V247H145ZM118 247H119V245H118ZM138 247V246H137ZM142 247V246H141ZM160 247V246H159ZM59 248V249H58ZM132 248H133V246H132ZM79 249H83L84 250V247L83 248H80V246H79ZM79 249H78V251H79ZM97 249V248H96ZM96 249H93L94 250V252H95V250ZM107 249V248H106ZM129 249H130V247H129ZM159 249H162V248H159ZM164 249V248H163ZM220 249V250H219ZM75 250V249H74ZM82 250V251H83ZM167 250V249H166ZM61 252V254L60 255H58L56 258H52V254L53 253H57V252ZM76 251H77V249H76ZM89 251V250H88ZM91 251V250H90ZM89 251V252H90ZM97 251V250H96ZM98 251V252H99ZM110 250H108V252H109ZM63 252V253H62ZM92 252V251H91ZM106 252H107V250H106ZM113 253H111L112 255L114 254V253H117L118 252V249H115V250H113L112 251ZM143 252V253H144ZM161 252V251H160ZM159 252V253H160ZM164 252H165V250H164ZM167 252V251H166ZM244 252V251H243ZM83 253V252H82ZM129 253V255L131 254L130 252H128ZM192 253V252H191ZM196 253V254H197ZM216 253V254H215ZM218 253V254H217ZM254 253V252H253ZM58 254V253H57ZM80 254H81V252H80ZM87 254H88V252H87ZM91 254V253H90ZM93 254V253H92ZM190 253H188V255H189ZM195 253L194 254H191V255H196ZM230 254V253H229ZM252 253H250V252H247V253H245V255L242 257V260L244 259V261L246 262V264H253L254 262H255V260H256V258L257 257H253L252 255H251ZM66 255H68V253H66ZM78 255V254H77ZM85 255V254H84ZM94 255H95V253H94ZM93 255V257L95 258V256ZM98 255H100L99 253H98ZM106 255V254H105ZM108 255H110L109 253H108ZM111 255V256H112ZM119 255V254H118ZM117 255V257H119ZM121 255H122V253H121ZM124 255V254H123ZM140 255V254H139ZM142 256H143V254H141ZM140 255V256H141ZM145 255V254H144ZM159 255V254H158ZM187 255V254H186ZM185 255V256H186ZM187 255V256H188ZM234 255V258H236L238 255H235V254H233ZM255 255H257L256 253L254 254V256ZM258 255H259V258H261V259H259L260 261H258L259 262V264H264V249L263 250H261V251H259V253H258ZM54 256H55V254H54ZM79 256H82V255H79ZM86 256V255H85ZM89 256V255H88ZM107 256V255H106ZM105 256V257H106ZM110 256V257H111ZM138 256V255H137ZM136 256V254H132L131 255V257L133 258H136L137 257ZM184 256V255H183ZM186 256V257H187ZM236 256V257H235ZM239 256H240V254H239ZM69 257V258H68ZM73 257H77L76 255L75 256H73ZM91 257V256H90ZM96 257H97V254H96ZM112 257H114V256H112ZM150 257V256H149ZM164 257V256H163ZM232 257V256H231ZM80 258V257H79ZM168 258V257H167ZM184 258V257H183ZM196 258V259H197ZM81 259V258H80ZM80 259H78V260H80ZM114 259H116V258H114ZM117 259H122V258H117ZM129 259V258H128ZM127 259V260H128ZM146 259V258H145ZM185 259L186 258H184V260L181 262V264L185 261ZM93 260V259H92ZM94 260H96V259H94ZM102 260H103V258H102ZM131 260V259H130ZM140 260V259H139ZM144 260V259H143ZM228 260V261H227ZM233 260V259H232ZM74 261V262H73ZM81 261H83V260H81ZM90 261V260H89ZM234 261V260H233ZM243 261V262H244ZM76 262H77V260H76ZM84 262H85V260H84ZM90 262H92V261H90ZM89 262V263H90ZM164 262V261H163ZM7 263V262H6ZM50 263V264H51ZM79 263V262H78ZM87 263V262H86ZM88 263V264H89ZM119 263V262H118ZM132 263H133V261H132ZM139 263V262H138ZM173 263V262H172ZM171 263V264H172ZM175 263V262H174ZM3 264H5V263H3ZM77 264V263H76ZM82 264V263H81ZM84 264V263H83ZM93 264V263H92ZM127 264V263H126ZM167 264V263H166ZM184 264H189V262L187 263H184ZM197 264H200L199 262L197 263ZM232 264H238L237 262H232Z\"/></svg>","mask_w":264,"mask_h":264}]
</instances>
